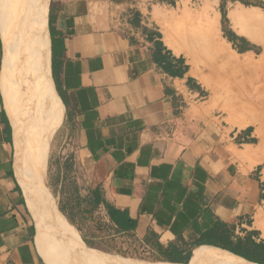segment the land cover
Returning <instances> with one entry per match:
<instances>
[{"label":"crops","instance_id":"obj_1","mask_svg":"<svg viewBox=\"0 0 264 264\" xmlns=\"http://www.w3.org/2000/svg\"><path fill=\"white\" fill-rule=\"evenodd\" d=\"M158 11L159 0H0V264H48L17 169L34 81L22 85L17 69L27 58L33 70L41 35L62 119L41 113H51L48 172L58 163L56 176L68 175L70 161L71 177L97 195L93 208L148 254L159 244L177 258L191 252L192 264L212 243L261 241L253 220L264 211V141L212 109L188 59L158 29Z\"/></svg>","mask_w":264,"mask_h":264},{"label":"rangeland","instance_id":"obj_2","mask_svg":"<svg viewBox=\"0 0 264 264\" xmlns=\"http://www.w3.org/2000/svg\"><path fill=\"white\" fill-rule=\"evenodd\" d=\"M159 8L163 17L157 18V27L167 44L190 62L195 80L204 89L205 100L227 124L251 126L258 135L256 141L263 142L264 124L260 115L243 111V105L257 90L264 95V0H159ZM244 83L250 94L239 93ZM10 103L16 112L11 99ZM34 139L30 136L28 146L22 144L17 154L18 173L33 202L39 196L38 182L42 176V171L36 172L38 165L33 164L37 161ZM63 164L64 174L68 175L59 177L56 176L59 164L52 163L49 172L47 165L45 187L56 202L58 222L67 230L80 260L86 264H107L96 256L118 259L122 264L167 263L159 260L157 254H148L134 238L120 236L109 227L101 212L93 208L92 201L97 200V195L85 193V182L77 175L71 177L70 161ZM253 221L255 238L264 240L256 217ZM52 246L49 250L52 259L45 255L48 264H77L67 256V247L56 242ZM209 249L216 254L233 255L216 247Z\"/></svg>","mask_w":264,"mask_h":264},{"label":"bare ground","instance_id":"obj_3","mask_svg":"<svg viewBox=\"0 0 264 264\" xmlns=\"http://www.w3.org/2000/svg\"><path fill=\"white\" fill-rule=\"evenodd\" d=\"M38 5H39V2H38ZM36 10L37 9L35 8V11ZM36 13H37V11H36ZM159 13L156 14V17H155L156 19L159 18V16L163 17V15L159 14ZM43 14L42 15L40 14L42 16V18H43ZM38 18H41V17L39 16ZM165 18H166V16H165ZM167 18H169V17L167 16ZM21 19H22V17H21ZM21 21L23 23L25 22L23 20H21ZM16 23H17V21H16ZM37 23L39 24L38 20H37ZM33 24L31 26L34 27L36 22L34 25ZM21 25H23V24H21ZM38 29H39V31L42 30L41 27H38ZM25 32H26V30H25ZM21 35L22 34H20V36ZM43 35L45 36V34H43ZM35 41H37V40H35ZM25 42H26V40H25ZM21 46H22V44H21ZM24 49L25 48H23L22 50H24ZM30 49H31V47H30ZM30 49H28V51ZM34 53L36 54V57H35L36 64H35V67L33 68V70H31V68H29L30 66L28 64V59L23 58V57H21V58L25 59V61L21 60L24 62H21L18 65V69H17V71H18L17 74H19L17 76V78L20 77L19 79L22 82L21 83L22 85L27 86V84L28 85L30 84L31 79L32 78L34 79L33 83L31 84L32 89L28 91V93H30L29 94L30 95L29 100L32 102L31 111H29L28 117L32 122L31 123V129H30L31 130L30 136L35 138L34 141L37 142V145L35 147L36 149L34 151V153L36 154L35 160H37V161H36V163H33V164H34V167H36V165H38L36 168V172L42 171V173H41L42 176L38 182L39 196H38L37 200H35V202H33L31 194H29L28 192H27V197L29 198L28 201L30 203V208L33 211V215H34V218H35V221L37 224L39 237L41 239V242H42L49 258L52 259L51 255L49 254V250H50V248L53 249L52 245L54 244V242H56L58 244L63 245L64 247H67L66 248L67 256L69 258L73 259V261L75 260L77 264H86L82 260H80L79 253L75 249L72 248V246H71L72 241H71L70 236L68 235L67 230L65 228H63L62 226H60L58 219L56 217V214L58 211L56 202H55L54 198L52 197V195L50 194L49 190L45 187L46 168L48 165V151H49V143H48L47 137L50 135L49 123L51 120V117H50L51 113L49 115H47V117H46V114L41 115V113L44 112L45 110H47L49 112L50 111L56 112V114H55L56 117L54 119V121L56 123H60V121L62 119H61L60 104L57 100V97L52 92V88H51L50 82H49L48 41L46 40L45 37H42V35H41L40 42H39ZM30 55H32V54H30ZM18 60H20V57L18 58ZM26 60H27V62H26ZM29 63L31 65V61ZM228 63L232 64L233 62L228 61ZM8 64L6 66V71H5V75H4V81H5L4 83L7 82L6 80L8 79V76L10 74L9 72L11 69V65H8ZM36 80H37V85L34 86V83ZM26 86H24V87H26ZM241 86H242V90H239V93L250 94L249 89L245 83L242 84ZM262 90H264V88ZM34 92L35 93L37 92L38 95H36ZM262 92H261V90L260 91L257 90V94L255 96L250 97V98H246V102L243 105V111H248L249 113H250V111H251V113H253V112L257 113L258 115H260V118L258 117L259 120H262V123L264 124V95ZM40 98H41V101L44 102L46 105L42 106V103L39 102ZM7 107H8L9 113L12 117L13 124L15 125L16 130L19 131V129H20V120L19 119L20 118H18L19 117L18 113H16L14 108L12 107V105L10 103V99H7ZM243 154L245 155V152ZM249 154L252 155L251 152ZM256 226L258 227L259 230L262 231V234L264 236V211H261L256 216ZM216 252L218 253L220 251H216ZM222 253L223 252H221V254H216L213 251H211L209 248H201L197 251L193 264H202V263H209V262L212 264H250L244 260H241L239 258L234 257L233 255L230 256V254H228L226 252L223 254ZM226 255H229V256H226Z\"/></svg>","mask_w":264,"mask_h":264},{"label":"trees","instance_id":"obj_4","mask_svg":"<svg viewBox=\"0 0 264 264\" xmlns=\"http://www.w3.org/2000/svg\"><path fill=\"white\" fill-rule=\"evenodd\" d=\"M224 21H226V13L224 12ZM231 38V37H230ZM237 40L236 38H232V41ZM241 52H244L243 49H241ZM209 243H202L198 242L196 243L197 246L205 245ZM230 241H223L221 243H212L209 245H213L215 247L227 250L231 253H233L236 256H239L240 258L253 263V264H264V240H261L260 242L253 240L251 238L248 239H239L237 244L234 246L231 245ZM156 253L159 258V260H162L167 263H156V264H169V263H181V264H190V258H191V252L187 253L184 258H177L173 255V252L171 250H164L163 247H161L159 244H156ZM96 259L107 263V264H122L120 260L118 259H112L107 257H96ZM136 261H133L135 263ZM193 262V260H192ZM144 264V263H143ZM152 264V263H149Z\"/></svg>","mask_w":264,"mask_h":264}]
</instances>
